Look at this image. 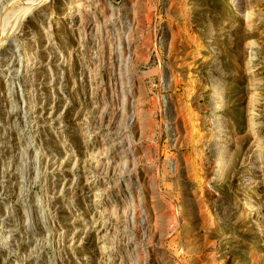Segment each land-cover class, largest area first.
<instances>
[{"label": "rangeland", "instance_id": "obj_1", "mask_svg": "<svg viewBox=\"0 0 264 264\" xmlns=\"http://www.w3.org/2000/svg\"><path fill=\"white\" fill-rule=\"evenodd\" d=\"M0 264H264V0H0Z\"/></svg>", "mask_w": 264, "mask_h": 264}, {"label": "bare ground", "instance_id": "obj_2", "mask_svg": "<svg viewBox=\"0 0 264 264\" xmlns=\"http://www.w3.org/2000/svg\"><path fill=\"white\" fill-rule=\"evenodd\" d=\"M28 10L30 11V9H28ZM220 98H221V81H219L218 83L215 84L214 92L211 95V99H210V108L211 109H214V108L219 106ZM221 135H223L222 132L220 133V137H221ZM216 158H219V155H216Z\"/></svg>", "mask_w": 264, "mask_h": 264}]
</instances>
